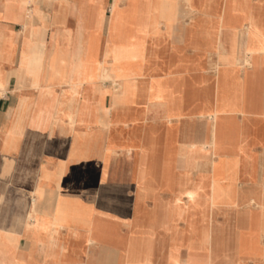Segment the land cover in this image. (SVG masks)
I'll list each match as a JSON object with an SVG mask.
<instances>
[{
  "label": "crops",
  "instance_id": "crops-1",
  "mask_svg": "<svg viewBox=\"0 0 264 264\" xmlns=\"http://www.w3.org/2000/svg\"><path fill=\"white\" fill-rule=\"evenodd\" d=\"M181 1L189 23L192 0ZM218 1L221 53L241 59L234 109L216 110L231 67L219 52L197 69L170 64L179 25L142 30L131 68L114 54L131 40L112 27H128L139 0H0V264H264L260 231V254L234 255L235 226L256 231L264 216V145L243 132L264 127V54L244 51L245 28L239 40L228 31L235 0ZM189 74L212 85L211 111L178 101ZM227 159L233 182L215 175ZM194 221L205 246L189 244Z\"/></svg>",
  "mask_w": 264,
  "mask_h": 264
},
{
  "label": "bare ground",
  "instance_id": "bare-ground-1",
  "mask_svg": "<svg viewBox=\"0 0 264 264\" xmlns=\"http://www.w3.org/2000/svg\"><path fill=\"white\" fill-rule=\"evenodd\" d=\"M238 1L240 0L234 1L233 4L234 11L236 10V4ZM139 2L140 4L136 6L135 10H131L130 12H128V15L130 17V21L128 22V27L126 26H124V28L117 27L118 23H114L112 27V30H114L115 35L121 32L120 34L129 36L131 40V42L129 43L115 44L113 47L114 54L117 55L119 58L123 57V59H128L129 60L128 66L131 68L134 65L132 63V59L137 58L142 53V42H141L142 39L139 37L142 30L145 31L147 36L148 35L147 28H151V27L154 28V26H157L155 24L159 21L161 22L162 26L165 28L164 30L168 34H172L175 27L179 25V29L181 32L180 40H182L183 43L181 45H179L178 43H174V45L172 46V50L169 58L170 64L173 65L177 63L176 67H180L181 64H179V60L184 59L188 63L186 64V69H197L201 67L203 63V57H205L209 53L219 52L220 63L222 65L228 64L231 67L224 68L223 73L219 77L217 89L215 93L217 97L216 110L236 108L240 98L241 82L238 76L234 72V67H235L234 65L237 64L238 61L241 59H235L230 57L229 52L226 53V55H223L221 53L223 49L222 47L226 46V43L224 42L225 29H223L222 27L223 25L220 26L218 24V22L213 16V14L217 13L218 11L219 1L192 0V4H191L193 9L192 21L189 23H181V20L184 18L183 16H185L181 10V2H182L181 0H139ZM251 10L252 11L249 18L257 20L261 23H259V25L252 24L251 22L245 23L244 21L246 17L243 14H240V18H239L240 24L239 26L234 28L243 27L245 28L246 32L249 35L259 34L264 36V0H253V6ZM219 31H221L220 34L221 36H219ZM157 33H159V30L156 31V34ZM176 38H178V36ZM130 44H136V45L130 46ZM122 45H124L127 54L125 56L122 55L120 57V50L121 51L123 50ZM186 47L190 48V52L184 51L185 54H181L182 50L185 49L187 50ZM245 47L246 50H250V51L259 49V47H254V45H252L251 43H248V46ZM178 88L182 90V96H180L178 101L181 102L183 105L193 104L195 107L200 109L202 113L209 112L213 109V105H212V101L214 97L213 87L211 84H207L205 82L203 75L189 74L185 76L183 80L178 82ZM231 126L227 127L228 130L225 128L224 132L225 131L229 132L230 130L232 131L233 127ZM243 128H244L243 131L244 134L251 135L250 143H256V144L260 143L264 145V127L262 124L260 123L254 124L253 122L252 126H249V124L245 123ZM74 165H76V163ZM234 171L235 170L233 168V159H227L225 163L220 162L218 166H216L215 175L218 177L225 176L229 181L233 182L235 181ZM216 190L217 189L215 184V188H214L215 194H216ZM233 202H234L233 199H227L228 205H233ZM243 219H245V217ZM242 223L243 222L239 221L238 226H235L237 230V235L235 238L236 244L234 249V253H235L234 255L236 257L237 262L240 259L239 250L241 247L247 249V253L245 254V256L253 255V254L258 255L262 252V248H260L259 246L258 238H259V231L264 233V216L262 217L261 221L257 222L256 231L250 230L249 232H247L243 230L242 227L244 226ZM196 235L197 236L200 235V237L202 238V245L205 246L208 240V238L206 237L205 226L199 225L196 221H194L192 227L189 229V235H187L189 237V244L193 243V241L195 240L194 236ZM214 242H215V238L212 237L211 238L212 250L214 249V245H215ZM235 262L236 261H232L231 264Z\"/></svg>",
  "mask_w": 264,
  "mask_h": 264
},
{
  "label": "rangeland",
  "instance_id": "rangeland-1",
  "mask_svg": "<svg viewBox=\"0 0 264 264\" xmlns=\"http://www.w3.org/2000/svg\"><path fill=\"white\" fill-rule=\"evenodd\" d=\"M131 6L133 8H135V5L133 4V2L131 4ZM252 6H253V0H240L236 4V10L235 11H239L241 14H243L246 17V19L244 21L245 23H250L251 22L252 24L259 25V23H261V22L249 18V16L251 15ZM112 8H113V6L111 7V9ZM111 12H112V10H111ZM155 25H157V26H154V28L153 27L147 28L148 34L152 33V32H154L156 34V31L160 30V26H162L161 22H159V21ZM241 28H243V27L233 28L232 30H228V31H230L231 35H232L233 31H237L236 39L239 40V38L237 36H238L239 31H241ZM163 29H165V28L163 27ZM245 36H246L245 37V46H248V43H251L252 45H254V47H259V49H256L254 51L246 50L245 49L246 47H245L244 48L245 52H248V53L251 52L253 54H256V53L264 54V36L259 35V34L258 35H256V34L249 35L247 32H246ZM227 40H226V44L228 43ZM132 45H136V44H130V46H132ZM230 45H231V48H232V44H230ZM122 47H123V50L122 51L120 50V57L122 55L125 56L127 54V52L125 51L124 45H122ZM236 47L240 48V43L236 44ZM231 50L232 49H230V52H231ZM246 253H247V249H245L244 247H241L240 250H239L240 259H239L238 263H241L243 261V257L245 256Z\"/></svg>",
  "mask_w": 264,
  "mask_h": 264
}]
</instances>
